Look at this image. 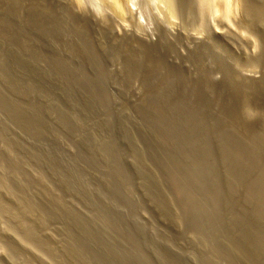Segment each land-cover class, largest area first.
Here are the masks:
<instances>
[{
  "label": "rangeland",
  "instance_id": "obj_1",
  "mask_svg": "<svg viewBox=\"0 0 264 264\" xmlns=\"http://www.w3.org/2000/svg\"><path fill=\"white\" fill-rule=\"evenodd\" d=\"M24 2L30 4L0 0V264H264V247L257 244L259 238L263 245L264 226L253 201L260 186L244 165L253 128L228 123L229 108L205 107L196 94L188 106L176 80L135 72L61 76L57 66L34 61L28 41L27 49L18 41L19 25L32 18ZM133 4L132 28L156 29L159 19H173L162 0ZM220 13H210L208 31L233 71H250L245 56L252 45L237 46L226 35L238 16ZM87 30L98 46L110 44L108 33ZM104 56H69L67 62L93 73L125 71L121 60ZM251 103L259 109V100Z\"/></svg>",
  "mask_w": 264,
  "mask_h": 264
},
{
  "label": "bare ground",
  "instance_id": "obj_2",
  "mask_svg": "<svg viewBox=\"0 0 264 264\" xmlns=\"http://www.w3.org/2000/svg\"><path fill=\"white\" fill-rule=\"evenodd\" d=\"M100 2L101 4L98 7L93 4L91 7L90 5L87 4L86 0H32V1L30 0V4H27V6L28 5L30 6L29 11L27 10L26 11L27 13L29 12L28 14L31 13L30 15L32 16V18L29 19L31 20V22L29 23L26 22V23H28L29 27L31 26L33 29L31 28V31L29 32V37L27 36L28 33L26 32V28L24 26L26 24L25 21L26 20L29 21L28 19L25 18L26 20H24L25 23L24 25L22 19L20 20L22 21L21 25L23 26L19 25L17 22L14 21H9V22H12L14 25L15 23L19 25V27L16 25L15 27L16 28L18 27V32H19L18 34H22L23 36L22 37L20 35L17 36L19 39L18 41L22 42L24 45L26 44L25 47H23L25 49H27L26 47L27 41L29 42L30 44L29 46L31 47V49L30 47L29 49L31 50V55L33 56L34 61L39 63L43 61L49 67H51V64L54 67L57 66L56 69L58 70L56 72L61 74V76L63 75L65 78L66 77H68V79L75 77L80 78L85 76L92 77L93 75L97 77L104 76L105 78L106 76L116 77L117 76L116 74L120 72L124 75L125 74L134 75L135 72L136 74L140 75V77L141 76L144 77L143 79H145L146 77V79L148 78L150 80L155 79L156 81L157 80H164L166 82H171V80L179 81V85H181L180 86L181 88L179 89L183 90L182 92L188 95V100L186 103L188 104V106L193 104L190 101L193 98V95L196 94L198 97L203 99L202 103L204 105H205L204 101L207 103L205 107L208 106L211 107L210 104L211 102L212 104L218 105L219 107L223 106L222 109H224L225 111L226 108H229L228 110L229 112H231L229 113V116L231 115L232 117H231V121L230 119H228L230 121L228 123H237L239 125L246 124V126L248 125L247 126L248 128H253L254 130L252 133H250V135H246L248 136V139H251L249 140V142L251 141V151L248 152L250 155L249 158L247 159V162H245L246 164L244 163V165L248 170H250L248 172L252 173L250 174L249 177L253 175L254 177L253 176L252 177L254 178V181L256 182V184L260 186L259 188L257 187L258 189L256 188V191L253 188V190L255 191L253 194L255 196V199L253 197L250 200L254 199L253 201L256 203L257 206L256 217L258 220L257 222H259L258 225L261 226L262 228V224L264 226V0H162L163 5H165L164 14H166L168 18H170V20L172 18L174 19L179 17V19H182L184 25L183 23L180 25H178L179 23L177 25L176 23L172 24L173 23L172 21H174L173 19L170 21L171 23L168 22L169 19L168 20L165 19L167 22L165 21L161 22L159 19L158 22L155 23L156 29H150V30L147 29L145 31L143 30L141 31V29L138 30L136 26L132 28L133 24L131 26L130 24L129 25L127 24L128 21L129 23H132L133 22L132 19L135 17V13L131 8L134 5L133 4L134 0H100ZM24 3H25V7H27L26 6L27 2ZM130 4L133 5L129 6ZM22 5L23 6H21V9H23L22 7H24V4ZM21 9H19V12L23 11ZM214 10L215 11L217 10L218 13H220L221 11H222L221 13H223V11L228 12V14L235 13L238 16L237 18L239 19L238 20L236 19L237 21L234 20L235 21L234 23H236V25L232 27L233 25L231 24L232 23L231 22L230 25L228 26L227 29L228 31L226 35L231 40L228 41L234 43L235 45L237 44V46H243L244 43H246L245 46L252 45L253 47L252 52L245 56L247 66L250 69V71L248 69L247 72L246 71L242 72L240 71L241 69L240 70L238 69L239 71L238 70L233 71L235 69L230 67L233 66V64L232 65L229 64L230 65L229 66L227 64L228 61H225L223 59L224 55L221 54L222 53L221 51L219 52L220 44L218 43V40H215L214 39L215 37L213 38V35L210 34L211 32L208 31L209 28H207L208 23H210L209 21L212 19V17H210L211 19H209L208 21V17L210 13H213ZM20 14L21 13H19V15ZM224 14L226 15L227 13ZM22 16L23 15H21V17ZM117 21L119 22L117 23ZM119 23L121 24L123 23L124 25H120L118 27ZM185 23L187 27H185ZM9 24L12 25L11 23ZM28 24L26 26H28ZM10 25L8 27H10ZM211 25L208 26L210 27ZM219 25L221 24L219 23ZM188 26L190 27V29L192 28L196 29L198 33H196V31H194L196 34L189 33L187 31L188 29H186L188 28ZM88 28H90V30L91 28L92 29L94 28L95 31L97 30L98 34H100L101 36H103V34L105 33H108L109 37L107 39H111V41L109 40L110 44H107L108 46L106 47L104 45L102 46V44H104L105 42L100 41V44L102 43L101 46H98L96 42H95L96 44L92 42L94 40L93 36H90L92 38H89V36H87L89 34L87 30ZM216 28L218 29V27ZM151 30L152 31L155 30V33H153ZM86 31L88 32V34L85 33ZM7 33L11 34L8 31ZM216 33L218 34V32ZM221 33L223 32L221 31ZM12 34H14V37L17 39V37L15 36V32H13V30H12ZM221 35L224 36V34ZM24 36H26V38ZM16 41L17 40H15L14 42ZM18 44L16 43L15 45L18 46ZM20 45L23 46L21 43ZM49 48H51L50 51H48ZM73 55L88 56V57L89 55L91 56L97 55V58L103 57V55H105L104 58L115 57L121 60L120 62L121 66L125 65L123 67L125 68L126 72L124 71V69L118 68L119 69L118 71L117 69L114 70L115 68L111 70L112 69L111 68L104 72L101 70L100 72L95 71V73H93L92 70L91 72H89L88 70L79 69V67L76 66L77 64L75 65L76 67H73V69H71L73 61L69 63L67 62V58L70 59L69 56L76 58ZM224 58H228V56ZM231 62L233 63V60ZM243 63L241 64L242 66H244ZM67 64H69L68 66H70V69L69 68L67 69ZM127 64L131 66L129 70ZM80 65L82 66V64H79V66ZM241 65L238 68H242ZM52 69L54 68L52 67ZM85 78L87 79V77ZM164 85L165 83L161 88H163ZM141 97L143 96L141 95ZM253 99L259 100V109L256 111L253 107L254 105L251 103V100ZM177 104L178 103H176L175 105ZM198 105L203 108L202 104L198 103ZM218 106L215 108H218ZM213 107L214 106H212V108ZM188 109L191 108L188 107ZM219 116L222 118L223 116L226 115L220 113ZM219 116H216L218 120L220 118ZM201 119H203V117ZM206 121L207 124L209 119L208 120L206 119ZM211 121L212 120L209 121L210 125H214L212 124L213 121L212 122ZM248 130H246L247 134H248ZM245 134L246 133L244 132V135ZM243 156L245 157V155ZM237 160L239 161V159ZM253 187H255V184ZM258 240H257V244L258 246H261L262 249L264 247V242L263 245H261L262 241L259 242ZM205 244L207 243L205 242ZM263 252H264V248H263ZM257 264L259 263L257 262Z\"/></svg>",
  "mask_w": 264,
  "mask_h": 264
}]
</instances>
